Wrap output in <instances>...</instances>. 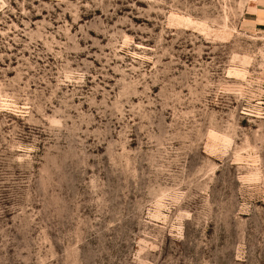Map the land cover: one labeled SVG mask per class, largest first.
<instances>
[{
    "label": "rangeland",
    "instance_id": "rangeland-1",
    "mask_svg": "<svg viewBox=\"0 0 264 264\" xmlns=\"http://www.w3.org/2000/svg\"><path fill=\"white\" fill-rule=\"evenodd\" d=\"M264 0H0V264H264Z\"/></svg>",
    "mask_w": 264,
    "mask_h": 264
},
{
    "label": "crops",
    "instance_id": "crops-1",
    "mask_svg": "<svg viewBox=\"0 0 264 264\" xmlns=\"http://www.w3.org/2000/svg\"><path fill=\"white\" fill-rule=\"evenodd\" d=\"M252 11H245L244 23L251 27H264V9L252 8Z\"/></svg>",
    "mask_w": 264,
    "mask_h": 264
}]
</instances>
